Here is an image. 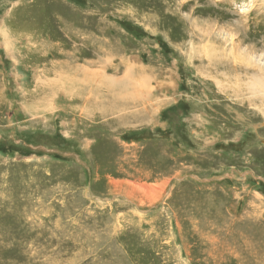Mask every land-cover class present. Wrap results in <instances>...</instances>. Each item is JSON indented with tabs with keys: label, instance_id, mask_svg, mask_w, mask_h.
I'll return each instance as SVG.
<instances>
[{
	"label": "rangeland",
	"instance_id": "374dc122",
	"mask_svg": "<svg viewBox=\"0 0 264 264\" xmlns=\"http://www.w3.org/2000/svg\"><path fill=\"white\" fill-rule=\"evenodd\" d=\"M229 34L264 59V0H0V264H264V71L222 76Z\"/></svg>",
	"mask_w": 264,
	"mask_h": 264
},
{
	"label": "bare ground",
	"instance_id": "6f19581e",
	"mask_svg": "<svg viewBox=\"0 0 264 264\" xmlns=\"http://www.w3.org/2000/svg\"><path fill=\"white\" fill-rule=\"evenodd\" d=\"M248 12V11H247ZM220 29V28H219ZM219 31V30H218ZM218 31H217V33H218ZM220 31H222V30H220ZM229 31V30H228ZM232 31V30H231ZM230 31V32H231ZM234 31V30H233ZM223 35V34H222ZM217 36V35H216ZM224 37V36H223ZM227 37V39H224V40H226V42H228V44H229V47L226 49L227 50V52L225 53V56H223L222 58H223V62H224V60H225V64L223 65V69H224V72H223V75L222 76H226V75H232V69L234 70V68L231 66L230 67V65L229 64H227L228 62H231V64L232 65H235V63H237V64H243L244 66H245V68H241L240 69V71L241 72H243V74L245 73V75L246 74H249V76H248V78L249 77H253V76H256V74H258L257 73V71H258V66H261L262 68H263V71H264V59H262L261 57L259 58V59H255L254 58V56L252 57L251 56V54H249V53H251V51L249 50V53L248 52H246L244 49H241V46L240 47H238L239 46V44L238 45H236V43H235V41L236 40H234V38L232 37V35L231 34H229V37L228 36H226ZM207 43V42H206ZM202 47H203V44H202ZM227 47V46H226ZM225 47V48H226ZM209 50V49H208ZM222 51V50H221ZM239 52V55H238V53H236V52ZM224 54V53H223ZM226 57V58H225ZM209 65H210V67H212V69H214L215 68V65H214V63H212L211 61H209ZM263 65V66H262ZM56 67V66H55ZM84 67V66H83ZM74 68V67H73ZM80 68V67H79ZM135 68H137L136 69V71H138L139 73H141L142 74V69H140V67L138 66V65H135ZM63 69V68H62ZM75 69V68H74ZM76 69H78V68H76ZM82 69V68H81ZM80 69V70H81ZM238 69V68H237ZM86 70V72H88V68H86L85 69ZM215 70V69H214ZM244 70V71H243ZM53 71V70H52ZM55 71H56V69H55ZM57 72V71H56ZM256 72V73H255ZM261 73H262V71H260ZM87 74V73H86ZM244 75V76H245ZM258 75H260V74H258ZM85 76V75H84ZM87 76V75H86ZM58 77V76H57ZM88 77V76H87ZM94 78H92V80L93 81H96V79H97V75H95V76H93ZM56 78V77H55ZM259 78H260V76H259ZM134 84L135 85H137V91H136V93H138V95H139V98H135V100H132L133 102H135V103H137V101L140 103L141 101L140 100H142V103H143V106L146 108L147 106H148V104H149V101L148 100H150L149 98H148V96L150 95V93H151V85H149V82H148V80H149V78L147 79V77H144V76H141L140 74H138L137 76H135L134 78ZM237 81V83H239L241 80H240V78H239V74L238 75H236V78H235ZM252 79H254V78H252ZM86 81V80H85ZM249 81H252V80H249ZM255 81V80H254ZM47 83V82H46ZM50 83V82H49ZM250 83V82H249ZM51 85V84H50ZM219 85L221 86V87H226L227 86V84L226 83H219ZM248 85V84H247ZM252 85H253V83H252ZM150 87V88H149ZM248 87H250V86H248ZM93 88V87H92ZM91 88V89H92ZM66 89V88H65ZM90 89V88H89ZM88 90V89H87ZM89 91V90H88ZM91 91V90H90ZM142 91L143 92H145V93H142ZM235 91V90H234ZM69 93V92H68ZM94 93H96V92H94ZM253 93V92H252ZM91 95H92V93H90L86 98H85V101L87 102V101H89V99L91 98ZM128 96V95H127ZM151 97V96H150ZM131 98V97H130ZM140 99V100H139ZM80 100V99H79ZM128 101V100H127ZM131 102V101H130ZM125 103V102H124ZM123 103V101H122V104H120L119 106L120 107H124V108H126L127 106H128V104H124ZM142 103H140V105L142 104ZM84 106V105H83ZM114 108L112 109V111L113 110H116L117 108H118V105H115V106H113ZM80 108V107H79ZM116 108V109H115ZM84 109V108H83ZM82 110V109H81ZM141 110V109H140ZM85 112V111H84ZM107 113V112H106ZM115 114V113H114Z\"/></svg>",
	"mask_w": 264,
	"mask_h": 264
},
{
	"label": "trees",
	"instance_id": "16d2710c",
	"mask_svg": "<svg viewBox=\"0 0 264 264\" xmlns=\"http://www.w3.org/2000/svg\"><path fill=\"white\" fill-rule=\"evenodd\" d=\"M173 122V121H172Z\"/></svg>",
	"mask_w": 264,
	"mask_h": 264
}]
</instances>
